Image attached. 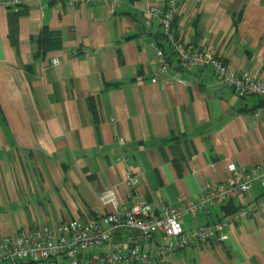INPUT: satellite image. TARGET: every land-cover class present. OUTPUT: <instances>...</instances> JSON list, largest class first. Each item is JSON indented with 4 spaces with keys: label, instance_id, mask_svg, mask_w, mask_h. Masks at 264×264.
Here are the masks:
<instances>
[{
    "label": "crops",
    "instance_id": "crops-1",
    "mask_svg": "<svg viewBox=\"0 0 264 264\" xmlns=\"http://www.w3.org/2000/svg\"><path fill=\"white\" fill-rule=\"evenodd\" d=\"M5 1L0 238L113 211L100 201L105 188L131 205L128 170L157 210L199 198L204 182L227 179L231 163L249 169L264 162V115L254 118L264 98H240L207 66L181 71L158 19L149 22L147 9L163 0H118L113 13L100 3ZM173 33L196 50L211 49L237 73L264 75V0H181ZM153 41L168 57L158 75ZM53 57L60 64L51 65ZM263 194L256 180L249 194L180 223L187 231L212 225ZM130 233L119 229L114 237ZM104 250L81 252L80 264ZM167 264H264V208L232 225L227 241L186 247Z\"/></svg>",
    "mask_w": 264,
    "mask_h": 264
},
{
    "label": "built area",
    "instance_id": "built-area-1",
    "mask_svg": "<svg viewBox=\"0 0 264 264\" xmlns=\"http://www.w3.org/2000/svg\"><path fill=\"white\" fill-rule=\"evenodd\" d=\"M23 0H6V5L17 6ZM102 4L113 13L119 6L118 0H71V5ZM166 7L158 4L147 9L150 19H158L171 52L177 58L181 71L190 73L202 67H209L216 80L230 88L240 98L263 97L264 75L253 76L249 73H237L216 57L211 49L196 50L190 45L179 42L173 33V23L178 13L177 0H166ZM55 8L60 10L61 3ZM156 48L155 66L157 74L166 69L168 57ZM61 60L53 57L51 65L57 66ZM156 79V78H155ZM264 115V104L254 111V118ZM122 141V140H121ZM229 176L224 181L204 182L202 193L197 199L186 200L185 205L163 204L154 210L150 203L140 197V179L128 170L125 175L129 191L126 199L134 198L131 205L120 204L116 192L105 188L99 193L100 201L112 204L114 210L99 214L87 222L67 221L55 227L38 226L29 231L0 238V264H15L28 261L31 264H80V253L105 248L90 259V264H167L170 256L186 247L197 246L212 241L216 244L229 239V228L242 218L257 214L264 208V194L254 201L251 207H240L224 215L212 225L185 230L180 223L184 215H195L198 211L222 208L240 195L249 194L253 182L258 180L264 190V162L251 168L228 165ZM131 233L122 240H116L117 230ZM159 241L151 247L155 237ZM63 261L59 262L58 259Z\"/></svg>",
    "mask_w": 264,
    "mask_h": 264
},
{
    "label": "trees",
    "instance_id": "trees-1",
    "mask_svg": "<svg viewBox=\"0 0 264 264\" xmlns=\"http://www.w3.org/2000/svg\"><path fill=\"white\" fill-rule=\"evenodd\" d=\"M180 1L181 0H177V3L179 4L180 3ZM163 5H164V7H166L165 5H166V0H163ZM45 42H51V41H49L48 39L45 41ZM43 45V44H42ZM15 264H31V262H28V261H22V262H17V263H15Z\"/></svg>",
    "mask_w": 264,
    "mask_h": 264
}]
</instances>
